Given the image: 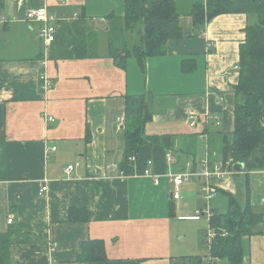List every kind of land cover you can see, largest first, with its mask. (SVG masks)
I'll list each match as a JSON object with an SVG mask.
<instances>
[{
  "label": "crops",
  "instance_id": "0c3cea01",
  "mask_svg": "<svg viewBox=\"0 0 264 264\" xmlns=\"http://www.w3.org/2000/svg\"><path fill=\"white\" fill-rule=\"evenodd\" d=\"M175 1L183 37L168 41L165 54L147 59L141 70L133 57L119 64L108 47L106 16L121 15L123 0H0V233L29 227L12 235L20 241L11 246V264H88L77 261L87 241L104 248L105 260L92 264H188L190 257L210 264L202 243L209 224L194 215L203 206L200 187L193 197L185 182L173 203L166 174L198 173L205 158L222 162L223 136L234 130L239 47L255 18L222 14L194 27L187 12L200 0ZM28 9H45L57 22L84 12L98 39L101 25L106 33L97 57L49 59L50 46L45 49L37 26L25 21ZM41 74L52 82L45 92ZM128 95L146 97L152 114L146 135L171 136L174 148L143 146L133 175L124 176L118 119ZM189 111L196 114L194 127ZM148 162L157 185L144 176ZM69 165L74 168L66 175ZM233 166L218 184L217 193L227 197L236 196L237 178L245 177ZM249 189L251 205L264 209V167L249 173ZM69 208L86 209L89 222L68 221ZM257 230L263 234L243 239L242 264H264V224Z\"/></svg>",
  "mask_w": 264,
  "mask_h": 264
},
{
  "label": "trees",
  "instance_id": "16d2710c",
  "mask_svg": "<svg viewBox=\"0 0 264 264\" xmlns=\"http://www.w3.org/2000/svg\"><path fill=\"white\" fill-rule=\"evenodd\" d=\"M178 7L175 0H123L121 15L111 12L106 16L108 47L114 60L120 64L127 57H133L140 69L144 70L147 59L163 56L168 41L183 37ZM222 14H245L255 18V22L246 26L245 41L239 47V81L234 87V130L231 135L223 136L220 151L223 163L231 160L233 164L244 165L246 200L244 205H240L235 197L229 195L228 212L223 215L213 212L209 223L215 230V238L209 249L210 264H242L243 239L263 234L257 229L264 224V209L251 205L249 189V173L264 167V0H200L193 4L188 15L194 27H202ZM139 24L144 31L141 43L131 48L127 44L114 45L115 38L111 36L115 30L132 31ZM97 45V32L87 26V17L81 12L75 19L57 22L55 40L49 47L48 58L56 61L95 58ZM186 61H183V65ZM124 100V149L118 170L124 176H131L134 163L129 159H137L143 146L171 151L174 138L146 135L145 125L152 119L146 97L128 95ZM68 221L87 223L89 212L69 208ZM28 229L21 226L0 233V264H11V246L20 241L17 235L14 238L12 235ZM220 231H225L227 236L221 237ZM104 260L102 242L87 241L82 244L78 262L92 264ZM200 261V257L188 258V264H200Z\"/></svg>",
  "mask_w": 264,
  "mask_h": 264
},
{
  "label": "built area",
  "instance_id": "2783aa9c",
  "mask_svg": "<svg viewBox=\"0 0 264 264\" xmlns=\"http://www.w3.org/2000/svg\"><path fill=\"white\" fill-rule=\"evenodd\" d=\"M77 16L75 15V18ZM25 21L29 25L37 26V37L40 40L41 44L47 49L52 42L55 40L56 32H57V19L54 15L48 13L45 9H28L25 12ZM39 79L42 81L41 89L45 91L49 90L52 87V82L44 75L41 74ZM219 101H222V98H219ZM188 119L191 121L190 126H195V117L196 114L193 111H189L187 113ZM45 120L48 123H54V119L49 116H45ZM118 122L123 124V118H119ZM54 150V149H53ZM131 162H135V157H131L129 159ZM167 161H172V156L170 153L167 154ZM232 161L228 160L227 162H215L210 163L207 158H205L201 162V169L198 173L195 172H185V173H174L171 170H168L166 177L170 184L173 186V192L171 193V202L177 203L181 200V186L185 184V182L194 179H199L200 181V192L202 197L203 206L202 208L196 210L194 212L195 218L198 217H207L208 223H210L211 218L214 213L209 207L210 202L215 198L218 192V184L220 181L229 177L232 173L230 171ZM151 162L147 163V169L144 171V176L148 178H152L155 185L159 183L158 178L151 171L150 166ZM77 166V164H76ZM74 166L69 165L64 170L66 175H69L73 170ZM48 190L47 185H43L39 192L45 193ZM13 219L12 216L8 217L7 223L12 224ZM208 229L206 230L203 236L204 246L210 249L213 239L215 238V230L208 225ZM220 236L225 237L227 233L225 231H220Z\"/></svg>",
  "mask_w": 264,
  "mask_h": 264
},
{
  "label": "rangeland",
  "instance_id": "374dc122",
  "mask_svg": "<svg viewBox=\"0 0 264 264\" xmlns=\"http://www.w3.org/2000/svg\"><path fill=\"white\" fill-rule=\"evenodd\" d=\"M190 11V10H189ZM187 14H189V12H187ZM101 28V32L99 34V39H98V42L100 43V45H102V41L104 40L102 37H106V33H104L103 31V27L102 25L100 26ZM141 30V35H139V32ZM143 27L141 24L137 25L135 27V30H134V36L133 38L135 39V41L133 42V45L134 44H139L141 43V36H143ZM133 34V32L131 31H122L121 29H117L115 30V32H113L112 36L113 38H115V41H114V45H117V44H127V46L129 47V43H128V37L131 36ZM202 151V149H201ZM215 158H218L219 155L217 152L214 151V153L212 154ZM238 189H237V192H236V199L237 201L239 202L240 205H243V202L245 200V193H244V183H245V179H244V175H240L238 176ZM192 180H194L192 182ZM190 182L188 184H191L190 185V190H191V195L193 197H195L196 193L199 192V187H200V181L199 179H191L189 180ZM182 195V193H181ZM183 196V195H182ZM203 203V202H202ZM228 203H229V197L225 196L223 193H217L215 198L210 202V205L209 207L212 209H216V210H219V211H223V212H226L228 209ZM224 207V208H220V207ZM213 211V210H212ZM205 220H207L208 222V218L207 217H204ZM209 224V223H208ZM209 227L207 226V228L205 230H207Z\"/></svg>",
  "mask_w": 264,
  "mask_h": 264
},
{
  "label": "water",
  "instance_id": "95a60500",
  "mask_svg": "<svg viewBox=\"0 0 264 264\" xmlns=\"http://www.w3.org/2000/svg\"><path fill=\"white\" fill-rule=\"evenodd\" d=\"M122 129H123V126L120 128V130H122ZM233 169L236 172H243L244 165L243 164H240V163H235L234 166H233Z\"/></svg>",
  "mask_w": 264,
  "mask_h": 264
}]
</instances>
